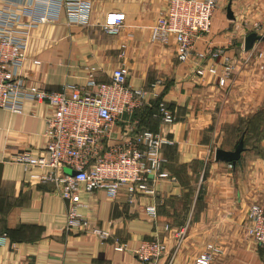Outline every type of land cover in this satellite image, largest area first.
<instances>
[{"label": "crops", "instance_id": "0c3cea01", "mask_svg": "<svg viewBox=\"0 0 264 264\" xmlns=\"http://www.w3.org/2000/svg\"><path fill=\"white\" fill-rule=\"evenodd\" d=\"M7 1L0 6L17 9V4L32 3ZM91 4L88 25L69 23L62 14L57 22L33 30L20 76L25 85L46 91L74 87L91 92L90 74L95 83H108L114 69L125 68L128 84L157 92L173 116L170 125L152 121L155 99L149 95L131 119L173 143L162 153L168 161L165 172L175 181L155 186V220L143 212L151 199L136 196L129 203L124 191L115 199L103 191L81 192L77 211L88 227L66 229V203L53 185L39 183L38 175L46 170L25 171L11 162L19 153L36 156L42 151L51 110L29 102L20 115L0 110V264H194L208 243L222 251L211 264H264V246L246 234L250 207L264 201V137L248 138L241 165L213 159L215 149L232 150L237 131L264 113V42L248 52L243 48L248 34H264V0H220L209 34L197 42L198 51L224 49L235 64L237 71L225 87L179 63L173 39L167 45L151 42L150 27L163 12L160 0ZM228 6L233 20L226 17ZM109 13L124 15L116 36L100 27ZM124 126L120 121L113 127L112 139ZM197 178L201 185L193 189ZM95 229L109 238L100 239ZM116 240L127 250L115 251ZM141 241H156L165 252L156 262L143 263L132 252Z\"/></svg>", "mask_w": 264, "mask_h": 264}, {"label": "built area", "instance_id": "2783aa9c", "mask_svg": "<svg viewBox=\"0 0 264 264\" xmlns=\"http://www.w3.org/2000/svg\"><path fill=\"white\" fill-rule=\"evenodd\" d=\"M219 1L160 0L163 12L150 27V40L167 45L173 39L179 63L190 64L197 77H215L217 85L225 87L237 68L224 49L209 46L203 51L197 49V42L210 32ZM17 6V9L0 6V110L20 115L29 102L45 104L51 114L45 119L42 151L36 156L19 153L11 162L25 171L46 170L38 175L39 183L53 185L66 203L65 226L69 230L88 227L86 218L77 211L81 192L103 191L109 199H115L124 191L129 203L136 196L154 199L156 185L165 180L175 181L165 172L168 161L162 153L163 147L173 143L160 133L140 127L131 118L146 106L147 96L156 100L159 94L132 88L123 67L113 70L108 83H95L90 74L91 92L74 87L53 92L25 85L20 69L27 59L33 30L57 22L62 14L69 23L88 25L92 4L91 0H32L29 5ZM123 21V14L109 13L100 27L106 35L116 36ZM124 116L128 119L122 120ZM153 117L164 125L174 120L164 102L158 104ZM120 121L125 126L119 137L112 139V129ZM65 169L75 174L68 175ZM143 212L151 220L157 219L153 200L144 206ZM248 219L247 236L256 245L264 246V201L250 207ZM93 233L102 240L109 238L105 231L95 229ZM3 241L0 238V244ZM114 250L122 252L127 246L116 240ZM132 252L139 261L154 263L165 252V246L156 241H141ZM221 253L217 245L208 243L194 264H211L214 256Z\"/></svg>", "mask_w": 264, "mask_h": 264}, {"label": "water", "instance_id": "95a60500", "mask_svg": "<svg viewBox=\"0 0 264 264\" xmlns=\"http://www.w3.org/2000/svg\"><path fill=\"white\" fill-rule=\"evenodd\" d=\"M226 17L228 20H233V15L230 10V6L226 9ZM256 42H264V36L257 35L256 33L248 34L244 39L243 48L245 52L252 49ZM244 140L241 137L234 145L232 150H223L217 148L214 150L213 159L215 162H222L226 164L241 165V154L245 151ZM64 172L68 175H74L75 173L69 169H65Z\"/></svg>", "mask_w": 264, "mask_h": 264}, {"label": "trees", "instance_id": "16d2710c", "mask_svg": "<svg viewBox=\"0 0 264 264\" xmlns=\"http://www.w3.org/2000/svg\"><path fill=\"white\" fill-rule=\"evenodd\" d=\"M161 102H163V101L161 100L160 95H159L158 99H156L155 102H154L153 113H151V117H150V118H152V121H154L156 124H159L161 121H160L159 118H154L153 115L156 113L158 104H160ZM142 110L138 111L137 113L141 112ZM263 114L264 113H260V112L257 113L256 115L253 116V118H251L248 121V123H246L245 128L244 127L240 128L239 131H237L238 132L237 133L238 136H237V139H236L235 143L241 137H243L244 145H246L248 138L249 137L251 138V135H253L254 138L258 139V140H260V139H262L264 137V121L261 120V117L263 116ZM144 129H147V130L151 131L152 133H157V130H154V129H151V128H144ZM253 131H256V132L259 131L258 133H261V134H257V133L255 134ZM235 143H234V145H235ZM234 145H233V147H234ZM233 147H232V149H233Z\"/></svg>", "mask_w": 264, "mask_h": 264}, {"label": "rangeland", "instance_id": "374dc122", "mask_svg": "<svg viewBox=\"0 0 264 264\" xmlns=\"http://www.w3.org/2000/svg\"><path fill=\"white\" fill-rule=\"evenodd\" d=\"M261 120H263L264 121V114H263V116L261 117ZM261 124V123H260ZM259 124V125H260ZM255 134L257 133V134H261V133H258V132H256V131H253ZM263 134V133H262ZM237 136H238V134L236 135V138H235V141H236V139H237ZM254 138V136L253 135H251V138ZM201 185V178H197L196 179V181H195V183H194V186H193V189H197V188H199V186ZM195 195H193V199L190 201V205L192 206L193 205V203L195 202Z\"/></svg>", "mask_w": 264, "mask_h": 264}]
</instances>
